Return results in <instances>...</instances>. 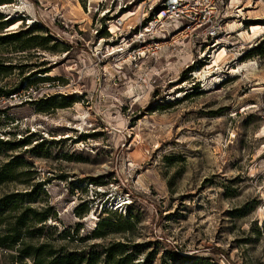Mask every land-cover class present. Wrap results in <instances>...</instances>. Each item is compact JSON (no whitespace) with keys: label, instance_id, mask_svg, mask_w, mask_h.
<instances>
[{"label":"rangeland","instance_id":"rangeland-1","mask_svg":"<svg viewBox=\"0 0 264 264\" xmlns=\"http://www.w3.org/2000/svg\"><path fill=\"white\" fill-rule=\"evenodd\" d=\"M4 1L0 230L75 264H264V0H218L212 39L152 29L167 0Z\"/></svg>","mask_w":264,"mask_h":264},{"label":"trees","instance_id":"trees-1","mask_svg":"<svg viewBox=\"0 0 264 264\" xmlns=\"http://www.w3.org/2000/svg\"><path fill=\"white\" fill-rule=\"evenodd\" d=\"M5 4L4 0H0V5ZM10 25L9 21L3 20V17L0 15V31L3 29L7 28ZM20 35L18 34H10V35H4L0 38V42L8 43V42H14L15 40H18ZM36 39L35 37H30L28 38L25 43L30 44L25 49H33L37 48L39 45H33L31 42ZM11 68L10 67H2L0 66V77L7 76V73L9 72ZM13 91H5L3 89H0V96L5 97L11 94ZM9 143L7 142H2L0 140V146L7 147ZM12 165H13V160L8 161L4 165H0V186L8 181L14 180V175H12ZM14 199V200H13ZM16 196H6L0 199V224L2 223V220H5L6 218L8 219L10 217L11 212L15 210L16 207V202H15ZM13 200V201H12ZM12 202V203H10ZM10 204V205H9ZM36 212L34 211H27L26 214L29 216L37 217L35 214ZM2 214H6L5 216ZM43 221V219H40ZM39 221V220H38ZM40 222V221H39ZM7 224L5 227L4 231L0 230V249L4 250H10V251H16L20 255H22L25 258L35 256V261L34 264H75V257L70 255V256H56V257H51V253L47 252L45 254V259H41L42 255V250L45 247L39 248L37 250L32 249L31 247L26 246L25 242H23L22 239V233L25 234L26 232H21L19 228L21 229L23 225L21 224L20 220L17 219L15 223ZM114 227L112 232H127L129 230L128 227H125V225H120L119 221H110V222H102L101 224L98 225L96 228V232L94 234L95 237H103L104 235L99 234L98 230L102 228H110ZM30 234V233H28ZM25 246V248H24ZM118 248L116 251H112V248ZM113 247H109L106 250V259L107 261L111 260L113 261L114 259L118 258L119 256H122L124 254V250L121 249L123 247L122 245H115ZM21 248V249H20ZM215 253L218 255L219 253L225 254L224 251L220 249H214ZM20 258V257H18ZM10 259H14L12 255H10ZM109 259V260H108ZM127 257H125V260ZM121 261H116V264H123L124 259H120Z\"/></svg>","mask_w":264,"mask_h":264},{"label":"built area","instance_id":"built-area-1","mask_svg":"<svg viewBox=\"0 0 264 264\" xmlns=\"http://www.w3.org/2000/svg\"><path fill=\"white\" fill-rule=\"evenodd\" d=\"M218 0H167L157 18L149 22L152 29H164L168 24H181L180 34L184 37L203 35L215 38L221 32L216 22Z\"/></svg>","mask_w":264,"mask_h":264},{"label":"bare ground","instance_id":"bare-ground-1","mask_svg":"<svg viewBox=\"0 0 264 264\" xmlns=\"http://www.w3.org/2000/svg\"><path fill=\"white\" fill-rule=\"evenodd\" d=\"M260 28H261V27L257 26V27L252 28V30H258V29H260ZM224 55H225L224 50H221V52L217 55V57L215 56V60H214L213 65L215 66L216 63H217V60L220 59V57H223Z\"/></svg>","mask_w":264,"mask_h":264}]
</instances>
